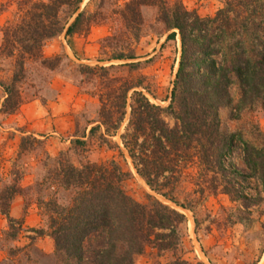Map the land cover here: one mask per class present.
<instances>
[{
  "label": "rangeland",
  "instance_id": "obj_1",
  "mask_svg": "<svg viewBox=\"0 0 264 264\" xmlns=\"http://www.w3.org/2000/svg\"><path fill=\"white\" fill-rule=\"evenodd\" d=\"M38 1L49 0H0V25L27 18L32 3ZM128 1L81 0L78 11L83 15L77 31L69 35L62 31L44 41L45 64L26 58L20 70L16 54L8 56L0 50V192L13 184L17 187L8 215L0 211V264H51L54 241L47 228L49 218L54 215L55 204L67 207L75 194L53 178L60 162L76 168L87 163H115L123 173L119 185L130 198L140 203L155 198L185 215L178 227L177 248L163 250L147 243L134 256V264H164L175 257L188 264H264V194L258 180L233 177L236 187L250 198L244 207L220 192V187L209 189V182H202L198 167L192 164L184 170L171 197L166 198L135 172L118 135L90 133L97 123V94L103 82L100 76L88 73L96 66L113 65L108 70L110 76L140 79L139 89L151 102L165 108L163 118L169 126L175 124L166 108L179 61V37L166 38L169 31L159 20L154 4L138 8L141 21L137 27L126 22L123 15ZM180 1L186 9L207 17L226 0ZM71 8L62 5L58 11L59 19L67 20L66 26L75 16L69 17ZM119 52L134 57L110 58ZM14 73L17 80L10 88L12 100L20 101L14 110H7L5 88L12 84ZM229 94L230 103L219 109L220 128L238 137L228 159H224L225 166L246 173L241 141L249 145L261 141L264 109L254 103L236 110L240 89L235 79ZM32 229L43 233L37 235Z\"/></svg>",
  "mask_w": 264,
  "mask_h": 264
},
{
  "label": "trees",
  "instance_id": "obj_2",
  "mask_svg": "<svg viewBox=\"0 0 264 264\" xmlns=\"http://www.w3.org/2000/svg\"><path fill=\"white\" fill-rule=\"evenodd\" d=\"M80 2H33L27 18L0 25V50L8 56L16 54L20 70L26 58L45 64L44 41L62 31L64 35L77 31L83 15L78 11ZM146 4L157 5L159 20L169 31L166 38L179 37V61L166 108L175 124L169 126L163 118L165 108L151 102L139 89L140 79L110 76L108 70L113 65L96 66L88 73L100 76L103 82L97 94V123L91 126L90 133L118 135L135 172L166 198L171 197L184 170L195 164L202 182H209V189L220 187V192L248 206L250 198L236 187L233 177L255 178L264 194V135L258 145L241 141L246 173L227 169L224 159H228L238 134L222 132L219 109L230 103L233 79L240 89L236 110L254 103L264 109V0H226L223 7L207 17L186 9L180 0H129L123 19L137 27L141 21L138 8ZM62 5L72 6L69 17L75 14L67 26V20L62 22L58 16ZM133 57L122 52L110 56L115 60ZM16 80L14 73L12 84L5 88L7 110L19 105L20 99L13 102L10 89ZM115 146L120 148L117 143ZM59 164L54 180L75 194L67 207L55 204L54 215L49 218L47 228L54 241L51 264H134V256L147 243L163 250L177 248L178 227L185 215L155 198L146 203L130 198L119 185L123 173L115 163H87L80 168L66 162ZM16 192L15 184L0 192L2 214L8 215ZM164 264L188 263L175 257Z\"/></svg>",
  "mask_w": 264,
  "mask_h": 264
},
{
  "label": "built area",
  "instance_id": "obj_3",
  "mask_svg": "<svg viewBox=\"0 0 264 264\" xmlns=\"http://www.w3.org/2000/svg\"><path fill=\"white\" fill-rule=\"evenodd\" d=\"M188 223H189V221H188Z\"/></svg>",
  "mask_w": 264,
  "mask_h": 264
}]
</instances>
